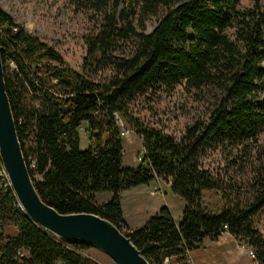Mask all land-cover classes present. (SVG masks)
Masks as SVG:
<instances>
[{
  "label": "trees",
  "instance_id": "obj_1",
  "mask_svg": "<svg viewBox=\"0 0 264 264\" xmlns=\"http://www.w3.org/2000/svg\"><path fill=\"white\" fill-rule=\"evenodd\" d=\"M78 1L103 16L86 39L80 72L0 8L7 94L41 198L61 214L109 221L150 264H188L205 239L218 241L226 233L253 251L254 264H264V235L255 221L264 210V181L251 201L211 214L203 193L221 191L223 182L202 166L212 146L245 145L264 134V0L250 8H242L241 0H141L139 9L137 0H128L121 10V0ZM153 17L159 23L147 34L145 23ZM120 42L133 47L127 57L116 55ZM99 70L111 76L96 83L91 77ZM180 86L222 93L208 120L196 122L180 140L130 114L138 96ZM33 97L38 107L30 106ZM121 119L143 145L136 167L123 164ZM83 124L90 142L84 151ZM3 170L0 159V264H97L80 253L91 248L59 241L25 215ZM156 179L169 182L185 201L181 222L163 207L144 227L128 228L121 194ZM100 193H112L111 200L98 202ZM11 225L18 230L13 236L5 233Z\"/></svg>",
  "mask_w": 264,
  "mask_h": 264
},
{
  "label": "rangeland",
  "instance_id": "obj_2",
  "mask_svg": "<svg viewBox=\"0 0 264 264\" xmlns=\"http://www.w3.org/2000/svg\"><path fill=\"white\" fill-rule=\"evenodd\" d=\"M127 1L121 0L119 10L127 5ZM140 3L141 0H137L133 6L139 9ZM240 4L242 8H250L254 0H241ZM0 8L29 33L53 46L68 65L79 72L88 52L86 39L103 20V16L86 9L78 0H0ZM159 20L160 17H153L146 21L147 34L153 32ZM118 46V56L127 57L133 51V47L124 42H120ZM11 66L14 67L13 64ZM110 76L111 72L99 70L91 79L100 83ZM221 98L222 93L215 87H210L204 92L188 91L183 86L177 87L173 92L150 91L134 100L130 114L180 140L189 127L198 121L208 120ZM29 103L31 107L39 106L35 97ZM121 121L129 130L127 136L123 137V164L125 167H136L139 164L138 157L142 155L143 145L125 120ZM89 144L87 124H83L80 129V149L87 150ZM25 145H32L31 139L27 140ZM202 166L223 182L221 191L203 193L204 204L209 213H220L225 204H245L251 201L257 193L260 181H264V134L245 145L212 146L203 156ZM36 180L40 181L41 178L37 176ZM169 184L160 180L157 182V188L151 184L141 186V193H133L132 189L123 192V202L127 209L125 217L131 229L144 227L148 220L165 206L171 210L175 221L181 222L186 203L171 191ZM164 191H168L167 196L163 195ZM135 195L144 200L142 210L138 209L137 212L134 207L131 210L128 208L129 204L133 205ZM97 197L98 202L107 203L111 200L112 193H100ZM255 221L257 228L264 235V210L256 215ZM16 231L18 232L13 225L5 229V233L10 236L15 235ZM243 245L244 243L228 233L218 241L205 239L199 249L191 253L187 263H203V258L198 256L210 255L212 264H254L248 247L243 249ZM80 253L97 264H116L96 249L83 250Z\"/></svg>",
  "mask_w": 264,
  "mask_h": 264
},
{
  "label": "water",
  "instance_id": "obj_3",
  "mask_svg": "<svg viewBox=\"0 0 264 264\" xmlns=\"http://www.w3.org/2000/svg\"><path fill=\"white\" fill-rule=\"evenodd\" d=\"M0 159L19 208L35 224L68 245H85L116 264H150L116 226L94 214L59 213L39 195L26 164L7 94L0 48Z\"/></svg>",
  "mask_w": 264,
  "mask_h": 264
},
{
  "label": "crops",
  "instance_id": "obj_4",
  "mask_svg": "<svg viewBox=\"0 0 264 264\" xmlns=\"http://www.w3.org/2000/svg\"><path fill=\"white\" fill-rule=\"evenodd\" d=\"M161 180V179H160ZM159 179H156V180H154V181H152L150 184H148V185H154V188H157L156 187V185H157V182L158 181H160ZM141 186H144V185H141ZM141 186H138V187H135V188H133L132 189V192L133 193H141V191H140V188H141ZM169 186H170V184H169ZM131 192V191H130ZM133 193H130V194H133ZM124 194L125 193H122L121 194V196H122V205H123V212H124V220H125V222H126V225H127V227L128 228H130L131 229V227H130V225H129V223H128V221H127V219H126V217H125V211L127 210L126 209V207H125V202H123V198H124ZM163 195H168V191H164V194ZM141 196V195H140ZM161 196H162V194H161ZM144 202V200L143 199H141V197H139V196H134L133 197V205H131V204H129V206H128V208L131 210L132 209V207H134V210L137 212V210L138 209H141L142 210V203ZM100 203H102V202H100ZM166 207V206H165ZM149 208V207H148ZM153 213V212H152ZM134 229V228H133ZM194 256V255H193ZM196 257V256H195ZM199 258H203V263H199V264H212V260H211V257H210V255H208V256H206V255H199L198 256ZM190 261V260H189ZM192 262H193V260H192ZM193 264H194V262H193Z\"/></svg>",
  "mask_w": 264,
  "mask_h": 264
},
{
  "label": "built area",
  "instance_id": "obj_5",
  "mask_svg": "<svg viewBox=\"0 0 264 264\" xmlns=\"http://www.w3.org/2000/svg\"><path fill=\"white\" fill-rule=\"evenodd\" d=\"M120 125L122 127V133H121V136L122 137H126L127 134L129 133V130L124 126V123L120 120ZM143 149V148H142ZM143 154H144V149L142 150V155H140L138 157V162H141L143 160ZM8 180V176H7V173L5 171V169L3 170V173H2ZM9 181V180H8ZM243 249H246V246L243 245ZM248 252H249V255L254 259L255 255L253 253V251L251 249L248 248ZM191 255H189V259H190ZM60 264V263H58ZM166 264H171L169 260L166 261ZM173 264H179V263H173Z\"/></svg>",
  "mask_w": 264,
  "mask_h": 264
}]
</instances>
